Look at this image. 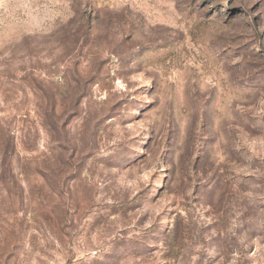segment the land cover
<instances>
[{
    "label": "rangeland",
    "instance_id": "rangeland-1",
    "mask_svg": "<svg viewBox=\"0 0 264 264\" xmlns=\"http://www.w3.org/2000/svg\"><path fill=\"white\" fill-rule=\"evenodd\" d=\"M0 264H264V0H0Z\"/></svg>",
    "mask_w": 264,
    "mask_h": 264
}]
</instances>
